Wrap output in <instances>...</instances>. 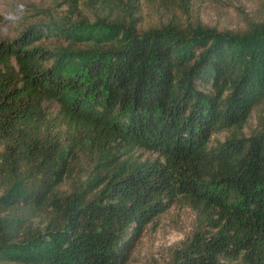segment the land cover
<instances>
[{
	"label": "trees",
	"instance_id": "1",
	"mask_svg": "<svg viewBox=\"0 0 264 264\" xmlns=\"http://www.w3.org/2000/svg\"><path fill=\"white\" fill-rule=\"evenodd\" d=\"M80 5L91 23L0 40V264H127L177 203L193 220L163 264H264V10L228 36Z\"/></svg>",
	"mask_w": 264,
	"mask_h": 264
},
{
	"label": "rangeland",
	"instance_id": "2",
	"mask_svg": "<svg viewBox=\"0 0 264 264\" xmlns=\"http://www.w3.org/2000/svg\"><path fill=\"white\" fill-rule=\"evenodd\" d=\"M69 2L75 3V8L69 7ZM80 3L81 0H0V40L15 38L29 25H45L65 18L74 24L82 19L76 14L78 9L91 23V16L86 15ZM263 10L264 0H137L135 15L139 28L172 17L182 27H199L209 34L233 36L244 28L246 20L257 18ZM84 43L87 44L83 41L79 46ZM40 45L50 49L65 48L67 41L37 38L28 46ZM252 124L250 120V126ZM247 131L248 128L244 129L245 133ZM216 136L221 138V135ZM120 153L126 165L156 157L152 152L137 148H125ZM192 220L193 214L186 207L178 203L170 206L143 230L127 264H163L170 246L184 238Z\"/></svg>",
	"mask_w": 264,
	"mask_h": 264
}]
</instances>
